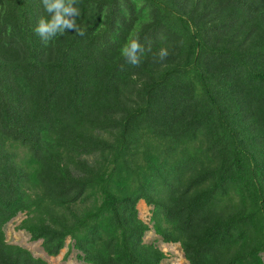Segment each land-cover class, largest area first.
Instances as JSON below:
<instances>
[{
    "label": "trees",
    "instance_id": "16d2710c",
    "mask_svg": "<svg viewBox=\"0 0 264 264\" xmlns=\"http://www.w3.org/2000/svg\"><path fill=\"white\" fill-rule=\"evenodd\" d=\"M45 47L41 0H0V264H264V0H81ZM139 36V67L120 49ZM168 47L169 56L157 53Z\"/></svg>",
    "mask_w": 264,
    "mask_h": 264
},
{
    "label": "clouds",
    "instance_id": "9594fccd",
    "mask_svg": "<svg viewBox=\"0 0 264 264\" xmlns=\"http://www.w3.org/2000/svg\"><path fill=\"white\" fill-rule=\"evenodd\" d=\"M80 3L81 0H41L45 15L39 18L34 32L45 47L66 32H74L81 37L85 35V30L77 23L80 17ZM146 50L148 49L140 43L139 36L130 35L121 47L120 54L128 64L139 67ZM169 54L168 47H162L156 55L162 62Z\"/></svg>",
    "mask_w": 264,
    "mask_h": 264
},
{
    "label": "rangeland",
    "instance_id": "374dc122",
    "mask_svg": "<svg viewBox=\"0 0 264 264\" xmlns=\"http://www.w3.org/2000/svg\"><path fill=\"white\" fill-rule=\"evenodd\" d=\"M139 216L147 224L150 225L151 231L148 232L145 236V242L148 244H154L160 249L164 250L167 253L166 260L163 261V264H188L184 254L180 248V245L177 244H164L163 241L155 234L152 229L151 224V211L152 208L148 207L143 201L138 205ZM25 218V215H19L8 225H6L4 231L6 235V240L10 244L19 245L26 249H29L36 257H41L47 260L50 264H85L77 260V252L72 251L71 254L66 257L68 248L64 249L63 252L58 257L48 256L43 247L42 242H32L30 235L24 231L18 229L20 223Z\"/></svg>",
    "mask_w": 264,
    "mask_h": 264
}]
</instances>
